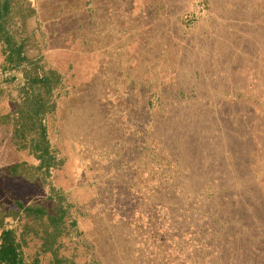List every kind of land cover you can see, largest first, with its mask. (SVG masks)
<instances>
[{
	"label": "rangeland",
	"instance_id": "obj_1",
	"mask_svg": "<svg viewBox=\"0 0 264 264\" xmlns=\"http://www.w3.org/2000/svg\"><path fill=\"white\" fill-rule=\"evenodd\" d=\"M31 2L63 164L45 188L0 181V205L62 190L67 264H264V0ZM16 97L0 74L1 114ZM20 162L37 163L0 129V168Z\"/></svg>",
	"mask_w": 264,
	"mask_h": 264
},
{
	"label": "trees",
	"instance_id": "obj_2",
	"mask_svg": "<svg viewBox=\"0 0 264 264\" xmlns=\"http://www.w3.org/2000/svg\"><path fill=\"white\" fill-rule=\"evenodd\" d=\"M40 27L31 0H0V74L17 82V101L9 113H0V129L9 128L13 144L37 161L35 165L20 162L0 168V181L20 178L27 188L35 184L47 187L51 170L63 164L51 147L47 129L62 77L43 64L36 45ZM12 72H20L21 81ZM71 209L66 194L55 187H49L44 197L28 202L14 199L7 207L0 205V264H41L40 254H49L50 264H67L58 257L56 242L68 229L80 234ZM32 237H39L41 243L38 256L29 261L25 249Z\"/></svg>",
	"mask_w": 264,
	"mask_h": 264
}]
</instances>
